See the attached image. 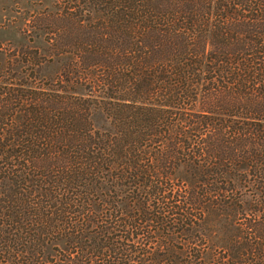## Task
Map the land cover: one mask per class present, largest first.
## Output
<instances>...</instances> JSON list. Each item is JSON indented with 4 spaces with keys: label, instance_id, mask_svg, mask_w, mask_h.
Wrapping results in <instances>:
<instances>
[{
    "label": "trees",
    "instance_id": "1",
    "mask_svg": "<svg viewBox=\"0 0 264 264\" xmlns=\"http://www.w3.org/2000/svg\"><path fill=\"white\" fill-rule=\"evenodd\" d=\"M33 28L0 47V264H264V0H51Z\"/></svg>",
    "mask_w": 264,
    "mask_h": 264
},
{
    "label": "rangeland",
    "instance_id": "2",
    "mask_svg": "<svg viewBox=\"0 0 264 264\" xmlns=\"http://www.w3.org/2000/svg\"><path fill=\"white\" fill-rule=\"evenodd\" d=\"M51 0H0V47L44 46L36 40L33 19L38 10L50 9ZM31 41V42H30Z\"/></svg>",
    "mask_w": 264,
    "mask_h": 264
}]
</instances>
